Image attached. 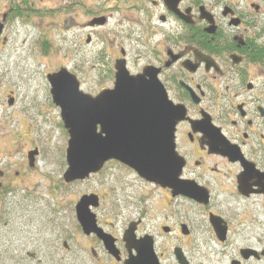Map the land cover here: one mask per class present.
I'll return each instance as SVG.
<instances>
[{
	"label": "flooded vegetation",
	"instance_id": "obj_1",
	"mask_svg": "<svg viewBox=\"0 0 264 264\" xmlns=\"http://www.w3.org/2000/svg\"><path fill=\"white\" fill-rule=\"evenodd\" d=\"M149 1L153 7L143 11L135 22V31L130 32L131 28H128L125 33L110 36L105 72L107 82L102 86L99 78L96 94L100 95L106 88L114 90L118 68L124 66L130 76H141L143 87L149 88L150 84L163 86L173 104L185 108L183 119L175 127L174 139L175 148L185 161L180 180L196 182L208 194L206 203L186 194H174L170 187L154 180L147 181L130 165L109 160L106 166L113 164L121 169L120 182L124 179L129 200L117 207V199H111L103 215L96 213L100 204L93 207V211L98 227L111 236L113 246L108 247L94 232L83 230L77 216V201L71 207L74 216L67 219L69 227L63 225L61 218L50 221L51 225L45 219L39 222L38 233L25 242L29 246L15 249V264H127L138 254L136 244L146 236L153 238V249L160 264L170 260L168 255L180 264L177 258L180 250L189 261L178 244L175 222L180 217L188 218L186 212L192 207L208 209L209 223L215 235L212 218H220L226 227V239L221 240L216 235L217 239L226 242L230 237L232 223L225 219L223 212L215 213L219 207L211 206L214 187L220 182L237 184L236 191L244 198L262 195L264 212V44L260 45L251 34L250 23L254 17L247 18L239 6L223 1L219 2L221 9L217 10V5H206L202 0H182L177 6L178 12L170 10L166 0ZM250 6L257 14L261 12L259 4L251 3ZM155 8L164 11L159 13ZM104 16L105 24L109 25V17ZM210 25L214 26L215 32L209 30ZM147 94L149 96V91ZM159 127L162 128V123L158 130ZM99 131L102 132L101 126ZM164 141L159 137V148ZM245 164L250 165L253 172L247 177L248 194L241 190L238 180L247 170ZM0 175L4 177L2 171ZM129 177L155 192L145 204H139V199L132 194ZM2 186L0 181V188ZM156 196L159 197L156 213L151 215L146 202L152 203ZM38 213L43 217L41 211ZM112 218L124 220L121 232L115 229ZM254 220L260 243L264 239V215ZM192 225V228L186 225L185 238L193 237L194 231L204 228L203 222ZM180 226L182 229L183 224ZM50 228L56 234L51 235ZM157 240L162 241L159 251ZM21 254L22 261L19 259ZM239 255V260L232 261L244 264L261 260L264 246L240 247ZM189 264L192 263L189 261Z\"/></svg>",
	"mask_w": 264,
	"mask_h": 264
},
{
	"label": "rangeland",
	"instance_id": "obj_2",
	"mask_svg": "<svg viewBox=\"0 0 264 264\" xmlns=\"http://www.w3.org/2000/svg\"><path fill=\"white\" fill-rule=\"evenodd\" d=\"M202 1L217 5V10L221 9L220 1L239 6L247 18L254 17L250 23L251 34L260 45L264 44V0ZM251 3L259 4L261 12L257 14ZM152 7L149 0H0V23L8 13L4 38H0V171L4 173L3 178L0 175L3 185L0 188V264L16 263L15 249L29 246L25 242L38 233L36 226L44 219L51 225L50 221L61 218L63 225L69 227L67 219L74 216L71 207L83 195L93 193L100 197V209L96 210L100 215L105 214L111 199H117V207L128 202L124 179L120 182L123 174L113 164L84 180H65L70 135L61 109L53 101L47 77L65 67L80 80L81 90L95 95L99 78L102 86L107 82L110 36L125 33L128 28L130 32L135 31V22L146 8ZM104 15L109 17V25H90ZM10 99L13 104H9ZM34 149L38 154L34 166L30 167L28 153ZM129 180L139 204H145L155 194L149 187L130 177ZM236 186L232 181L220 182L214 187L211 201V206L220 208L215 213L223 212L225 219L232 223L226 242L214 234L207 208L192 207L186 212L188 218L180 217L175 222L178 244L190 263L205 264L209 259L210 264H231L232 260L241 258L240 247L264 246V239L259 243L260 234L254 228V218L264 215L263 196L240 199ZM8 189L14 191L10 193ZM229 197L238 201L236 208L227 202ZM158 199L156 196L152 203L146 202L151 215ZM123 221L111 219L118 232ZM196 222H203L204 228L194 231L193 237L185 238L180 225L192 228ZM51 230V235L56 234ZM161 242H156L158 251ZM167 257L170 260L165 257L166 264H177L171 255ZM244 264H264V256Z\"/></svg>",
	"mask_w": 264,
	"mask_h": 264
},
{
	"label": "water",
	"instance_id": "obj_3",
	"mask_svg": "<svg viewBox=\"0 0 264 264\" xmlns=\"http://www.w3.org/2000/svg\"><path fill=\"white\" fill-rule=\"evenodd\" d=\"M180 1L182 0H166L170 10L174 12H178ZM6 17L4 14L0 23V38L4 32ZM104 23L105 17L100 16L91 21L90 25ZM209 28L211 32H215L214 26L210 25ZM47 78L51 84L53 101L60 107L63 123L70 135L66 154L69 167L64 173L67 182L84 180L91 174L101 172L107 161L119 160L130 165L148 181L154 180L172 188L174 194H186L206 203L208 194L200 186L195 182L180 180L185 161L175 150L174 138L175 127L183 119L185 108L174 105L163 86L150 84L149 88L143 87L141 76H130L125 66L118 68L115 89L106 88L100 95H91L81 90L80 80L65 67L48 74ZM9 104H13V99L9 100ZM99 126L102 127V132L99 131ZM159 137L165 140L160 148ZM37 154V149L28 153L30 167L34 166ZM237 158L236 156L235 160ZM244 166L247 170L238 180L241 190L248 194L247 177L253 172L250 165ZM99 203L98 195H83L77 204V216L86 233L94 232L111 247V236L98 227L96 214L92 209L98 207ZM219 219L213 216L212 224L220 239L225 240L226 227ZM183 232H187L186 225L183 226ZM136 249L138 254L128 260L127 264H160L150 236L136 244ZM177 254L180 264H189L181 250ZM231 264L238 263L233 261Z\"/></svg>",
	"mask_w": 264,
	"mask_h": 264
},
{
	"label": "bare ground",
	"instance_id": "obj_4",
	"mask_svg": "<svg viewBox=\"0 0 264 264\" xmlns=\"http://www.w3.org/2000/svg\"><path fill=\"white\" fill-rule=\"evenodd\" d=\"M239 198H240V199H243L244 197H243V196H240ZM234 199H235V198H233V197H229V200H230V201L228 200L227 202L231 203V205L235 207V205L237 206L238 201H237V200H234ZM227 202H226V203H227ZM235 208H236V207H235ZM209 261H210V260L208 259V260L206 261L205 264H210Z\"/></svg>",
	"mask_w": 264,
	"mask_h": 264
},
{
	"label": "trees",
	"instance_id": "obj_5",
	"mask_svg": "<svg viewBox=\"0 0 264 264\" xmlns=\"http://www.w3.org/2000/svg\"><path fill=\"white\" fill-rule=\"evenodd\" d=\"M20 15V14H19Z\"/></svg>",
	"mask_w": 264,
	"mask_h": 264
}]
</instances>
